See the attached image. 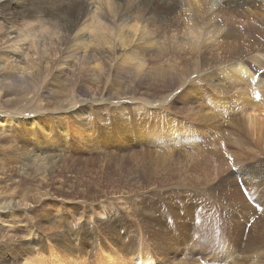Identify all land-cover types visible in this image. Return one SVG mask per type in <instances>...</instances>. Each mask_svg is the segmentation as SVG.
Here are the masks:
<instances>
[{"label": "rangeland", "instance_id": "rangeland-1", "mask_svg": "<svg viewBox=\"0 0 264 264\" xmlns=\"http://www.w3.org/2000/svg\"><path fill=\"white\" fill-rule=\"evenodd\" d=\"M47 11L8 19L22 37L27 28L43 34V49L28 39L21 46L38 63L50 60L40 77L27 76L31 85L2 94L0 264H264V141L243 123L233 81L212 66V85L201 82L193 50L188 62L171 60L170 50L145 43L140 73L121 58L110 72L89 56L96 41L71 55L69 33ZM165 69L184 76L177 88L159 83ZM249 97L264 99V87Z\"/></svg>", "mask_w": 264, "mask_h": 264}, {"label": "bare ground", "instance_id": "bare-ground-1", "mask_svg": "<svg viewBox=\"0 0 264 264\" xmlns=\"http://www.w3.org/2000/svg\"><path fill=\"white\" fill-rule=\"evenodd\" d=\"M23 1L25 0H0V18L5 21L3 26H0V104L2 107H5L6 102L2 98V94L6 91L7 86L26 81L31 85L27 76L32 73V75L40 77L43 71H48L50 60L43 59L38 63L40 60L34 61L33 55H30L26 48L21 46L22 42L28 39L35 43V50L42 48L44 46L42 44L43 34H34L30 28H27L26 36L22 37L18 31L19 27L12 25L8 19L14 21L27 15L30 10L31 14H38L46 12L50 8L57 14L51 18L54 20L52 22L60 24V30L69 33L67 38L71 39L72 44L65 47L69 48L70 52L74 50L71 55H74L84 42L91 43L92 41L95 44L94 41H96L98 48L95 47L96 44L94 47L92 45L93 48L91 47L89 56L102 59V66L106 64L104 68L105 70L106 67L109 68L110 72L115 70L117 58H121L123 65L125 62H132L130 69L140 73L144 66V62L140 60V58H144L140 50V45L143 43L150 44V47L156 46L159 50L161 48L167 54L170 53L168 52L170 50L171 60L173 57H180L183 58L182 61L188 62L191 60L190 52L193 50L199 58L200 70L197 68L198 72L203 76L199 80L201 82L206 80L211 84L212 81L209 82V78L214 67L220 74L227 75L229 82L233 81L232 85L239 95L240 102L236 105L239 104L240 110L244 113L243 123L248 132L254 135L260 143L264 141V99L249 97V94L264 87V43L260 40L264 36V0H103L105 7L110 9L108 10L112 17L110 24L101 20V18L106 19L104 14L101 15V10L96 11L99 0H26V5ZM193 9L194 13H189ZM91 11L93 14L90 17L91 20H88V13ZM219 18L222 20L220 21ZM26 25L33 27L31 23ZM241 25H244V29L241 28ZM107 27L114 31L108 30ZM113 33L117 37V39L114 38L115 41H113ZM251 37H255L256 42H251ZM63 40L65 39L60 38L55 42L59 44ZM86 46L88 47V44ZM100 46L104 48L100 50ZM38 51L40 52V50ZM38 51L36 52L38 53ZM110 54H113L114 58L110 57ZM71 58L73 57L71 56ZM163 58L167 60V58ZM22 62L25 64L23 65ZM108 64L110 65L107 66ZM65 66L72 68L73 63ZM212 66L214 67L212 68ZM169 70L165 69V72L161 70L163 75H166L159 83L164 86L165 90L168 87L172 89L171 86L179 85L181 81L179 77L183 76L173 77L170 74L172 70L170 73ZM217 84L218 82H215L213 86L216 90H218ZM175 87L177 88V86ZM11 100L13 106L19 104L16 99ZM28 121L34 126L33 119ZM231 191L236 203H242L243 208L251 212L253 206L246 201V196L240 192V189L233 186ZM1 207L3 208V206ZM203 216L206 217V215ZM214 222L215 220H212V229L216 225H213ZM232 224H229V231L233 228V236H229L234 240L235 231ZM206 239L208 243L212 241L210 234ZM252 239L255 238L249 239V245L253 247ZM232 256V251L225 255L228 259Z\"/></svg>", "mask_w": 264, "mask_h": 264}]
</instances>
